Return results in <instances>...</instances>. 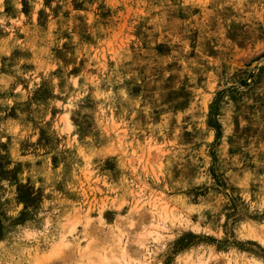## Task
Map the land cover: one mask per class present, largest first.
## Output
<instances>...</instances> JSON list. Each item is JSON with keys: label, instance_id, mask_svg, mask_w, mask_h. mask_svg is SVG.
<instances>
[{"label": "rangeland", "instance_id": "374dc122", "mask_svg": "<svg viewBox=\"0 0 264 264\" xmlns=\"http://www.w3.org/2000/svg\"><path fill=\"white\" fill-rule=\"evenodd\" d=\"M122 244L264 264V0H0V264Z\"/></svg>", "mask_w": 264, "mask_h": 264}, {"label": "bare ground", "instance_id": "6f19581e", "mask_svg": "<svg viewBox=\"0 0 264 264\" xmlns=\"http://www.w3.org/2000/svg\"><path fill=\"white\" fill-rule=\"evenodd\" d=\"M155 203V202H154ZM154 208H155V206H153ZM164 209V208H163ZM165 210V209H164ZM163 210V211H164ZM163 211L162 212H157V214H158V216H160V218L162 217L163 219L167 216V214L165 215L164 214V216H163ZM152 212V211H151ZM171 216V215H170ZM161 218V219H162ZM169 218V217H168ZM123 219V218H122ZM117 225V224H116ZM155 225V227L157 226V224L155 223L154 224ZM123 226V225H122ZM130 226H131V224H130ZM119 227H121V226H119ZM162 227V226H161ZM160 226L159 227H156V228H161ZM116 228V227H115ZM154 229V230H149L148 231V234L150 235V234H152V233H154L155 234V236H159L158 234H159V231L157 230V229ZM148 230V229H147ZM118 231H119V234H121V229L119 230V228H118ZM138 234V233H137ZM147 234V235H148ZM122 235V234H121ZM119 236V235H118ZM117 236V237H118ZM136 236V235H135ZM145 236V235H144ZM141 237V236H140ZM152 237H154V236H152ZM119 238V237H118ZM142 238V237H141ZM146 238V237H145ZM156 238V237H155ZM154 238V239H155ZM63 239V237H62V235L60 236V239H58L59 241V243L57 242H55L54 244L56 245V247H52L51 249H50V252L52 253L53 251H55V250H57L56 248L62 243V245L64 244L63 242H61V240ZM126 239V238H125ZM140 239V238H139ZM139 239H138V241H139ZM143 240V239H142ZM146 240V239H145ZM137 240H136V242H138ZM68 242V241H67ZM123 243V242H122ZM140 243H142L141 242V240H140ZM140 243H138V244H140ZM97 244V243H96ZM86 245V244H85ZM84 245V246H85ZM64 246H65V244H64ZM67 246V245H66ZM81 247L82 249L80 250V251H82L81 253L83 254V253H85L86 251H87V253H88V255H89V252H90V250H89V248H88V244L85 246V247ZM95 247V246H94ZM93 247V248H94ZM53 248H55V249H53ZM115 248V247H114ZM59 249H60V247H59ZM89 251H88V250ZM91 249V248H90ZM134 249V248H133ZM146 249V248H145ZM60 250H62V249H60ZM71 250V249H70ZM92 250V249H91ZM114 250V249H113ZM135 250V249H134ZM137 250V249H136ZM112 251V250H111ZM48 252V250L46 251V253ZM50 252H48L46 255L45 254H43V258L42 259H34L33 260V262L31 263V264H39V262L41 261V260H43V259H45V258H48L50 255ZM62 252V251H61ZM92 252V251H91ZM90 252V253H91ZM93 252H94V250H93ZM108 252H110V250L108 251ZM141 251L139 250V253H140ZM147 252H149V251H147ZM113 253H117L116 251H113ZM138 253V254H139ZM142 253V252H141ZM97 254V253H96ZM110 254H111V252H110ZM135 254V253H134ZM144 254V253H143ZM190 254V253H189ZM58 255V254H57ZM56 255V256H57ZM63 255V254H62ZM80 256H81V254H79ZM88 255H87V257H88ZM94 255V254H93ZM52 256V255H51ZM84 256H86V255H84ZM92 256V255H91ZM113 256H114V254H113ZM113 256H111L110 255V257H113ZM148 256V255H147ZM87 257H85L86 259H88ZM93 257V256H92ZM109 256H107L106 255V253H104L103 254V252H102V255H100V254H97V255H94V257L93 258H91V257H89V259L91 258V260H90V262H92V264H106V262L108 261V259L110 258ZM115 257V256H114ZM117 258H116V264H129V261H130V254L128 253V250H127V247H125L124 246V244H122V245H119V251H118V253H117V256H116ZM50 258V257H49ZM63 258V257H62ZM207 258V257H206ZM244 258H246V257H244ZM92 259H93V261H92ZM112 259V258H111ZM110 259V260H111ZM45 260H47V259H45ZM64 260V259H63ZM110 260H109V263H110ZM115 260V259H114ZM142 260V259H141ZM186 260V259H185ZM235 260V259H234ZM145 261V260H144ZM143 261V262H144ZM45 262V261H44ZM112 262V261H111ZM140 262H142V261H140ZM142 262V263H143ZM205 262H206V259H199L197 262H195L194 261V263L192 262H190V264H205ZM226 262L227 263H229L227 260H226ZM43 263V262H42ZM76 263V262H75ZM207 263V262H206ZM144 264V263H143ZM253 264V263H252Z\"/></svg>", "mask_w": 264, "mask_h": 264}]
</instances>
